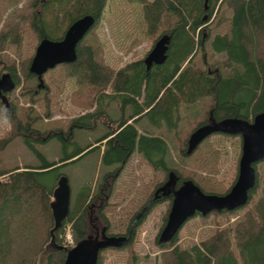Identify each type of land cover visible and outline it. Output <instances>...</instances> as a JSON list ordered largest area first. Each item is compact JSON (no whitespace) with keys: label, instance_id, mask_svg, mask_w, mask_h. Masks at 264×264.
<instances>
[{"label":"trees","instance_id":"obj_1","mask_svg":"<svg viewBox=\"0 0 264 264\" xmlns=\"http://www.w3.org/2000/svg\"><path fill=\"white\" fill-rule=\"evenodd\" d=\"M105 1L33 0L31 5H39L40 10H32L25 17L38 41L41 38L57 40L67 25L82 15H91L95 19L94 25ZM129 1L140 4L147 34L157 32V37L162 33L169 34L166 59L159 65H152L149 70H145L141 59L112 69L96 60L93 47L84 43L83 38L76 44L74 61L61 64L66 76L72 77L76 83L97 87L99 97L112 99L119 96L122 103L120 109L127 103L130 111L127 115L121 112L115 121L109 120V123L114 124H108L107 130L95 143L76 146L63 154L58 162L47 161L37 152L41 159L37 166L0 169V264H38V257L46 250L45 264L63 263L65 251L56 249L49 242V229L52 227L49 202L55 182L61 174L57 169L93 150L96 143L105 140L99 160L101 166L108 169L101 174L92 192L90 186L85 185L70 200L65 219L53 231V240L57 244H60L58 235L65 223L70 225L73 245L85 237L98 234L101 227L104 234H115L108 231V220L102 209L107 204L113 181L134 151L165 173L172 170L177 175V186L184 179L195 183L190 177L182 178L174 169L165 166L168 148L164 139L135 125L143 116L152 118L154 115L156 124L162 126L163 123L169 130L175 127L177 111L182 105L192 104L203 97H209L211 103L205 120L196 126L226 117L249 121L255 114L264 111V0ZM215 7L227 9L230 15L227 32L211 35L209 19ZM46 15H50V18L47 19ZM164 21L167 25L159 30ZM18 29L17 20L6 22L0 28V51L4 44L19 41ZM206 42L213 52L225 55L220 66L217 64L218 67L214 69L202 57V67L194 65L196 50L203 53ZM29 60L30 57L20 64L23 79L32 75L27 70ZM4 69L17 85L18 76L15 75L13 62L5 65ZM44 87L43 83V87L37 90ZM106 88L110 92H105ZM29 98L32 99V94H29ZM7 102L9 105L10 101ZM9 108L5 109L0 102L1 113L10 122L8 136L0 140V149L15 136H21L32 150L31 140L44 142L57 137L63 144L73 143L72 130L94 128L100 113H103L94 108L71 118L64 131L51 128L42 132L32 127L35 119L29 113L24 115L22 121L12 112L13 108ZM184 143L186 147V140ZM78 154L76 159L70 160ZM184 155H187L185 150ZM196 185L205 193L223 194L229 189L217 193ZM248 195V201L242 206L244 211L232 225L216 229L188 248L171 244L176 235L165 243L158 242L156 235L157 244L165 248L160 252L159 264H264V181H260L256 169L255 183ZM150 197L151 194L148 199ZM169 198L154 199L140 217L134 220L136 214L132 216L129 221L132 231L129 242L134 227L141 222L150 207L163 199L170 202ZM148 199L138 211L147 204ZM229 212L219 210L210 213ZM101 223L104 225L99 227ZM64 247L68 249L71 246ZM96 264H99V254Z\"/></svg>","mask_w":264,"mask_h":264},{"label":"rangeland","instance_id":"obj_2","mask_svg":"<svg viewBox=\"0 0 264 264\" xmlns=\"http://www.w3.org/2000/svg\"><path fill=\"white\" fill-rule=\"evenodd\" d=\"M32 1L0 0V28L6 22L14 20H17L19 27V41L15 44H4L0 51V74L7 72L4 69L5 65L13 62L15 75L18 76L17 85L6 93L7 101H10L9 106L13 108L12 112L22 121L24 115L29 113L30 117L35 119L32 127L42 132L51 128H61L64 131L69 126L71 118L94 108L95 111L102 110L103 113H100L94 128L73 129L71 136L73 143L63 144L57 137H51L44 142L31 140L34 148L32 150L24 143L21 136L13 137L0 149L2 170L15 166L21 168L39 165L41 159L37 156V152L47 161L58 162L63 154L70 152L76 146L82 147L88 142L95 143L94 141L107 130L108 124H114V122L109 123V120L115 121L121 112L127 115L130 111L127 103L120 109L122 103L119 96L112 99L99 97L97 87L76 83L72 77L66 76L61 64L42 74L44 89L37 90L34 75L26 79L22 78L20 64L26 58H31L38 42L29 27L28 18L25 17L32 10H40L39 5H31ZM21 13L23 16H17ZM229 15L227 9H216V7L213 9L209 19L211 35L227 32ZM45 17L49 19L50 15ZM217 20L218 24H216ZM166 25L164 21L159 30ZM144 26L139 3L129 0H106L99 19L84 34L83 42L93 47L97 61L117 69L127 62L142 59L150 49L158 33L147 34ZM201 57L209 63L211 69L218 67L225 59L224 53L213 52L208 42L204 44L203 53L196 50L194 58L196 67H202ZM104 91L110 92V89L106 88ZM29 94H32L31 100ZM210 103L209 97H203L192 104L182 105L177 111L175 127L169 130L163 123L162 126L157 125L154 115L152 118L143 116L135 125L164 139L168 148L165 166L174 169L182 178L190 177L207 191L220 193L229 188L235 179L240 154V137L214 133L204 138L191 153L184 155V142L191 130L205 120ZM9 129L10 122L0 110V140L8 136ZM96 145L93 150L82 154L72 162L64 163L57 169V172L67 178L70 200L85 185H89L92 192L101 174L108 169L101 166L99 160L103 141ZM152 164L134 151L116 176L107 204L102 209L108 220L109 232L124 233L130 219L148 199L153 188L164 181L165 171ZM255 169L260 181H264V160L255 163ZM168 208L167 199L153 204L141 222L134 227L131 241L120 248L101 250L99 264H159L160 252L165 248L157 244L156 235L164 224ZM243 211L242 207L229 213H210L204 217L194 215L180 226L175 241L171 244L180 248L197 244L216 229L232 225ZM98 225L101 227L104 224ZM68 229L71 234L69 223H65L58 235L61 245H73L72 236L70 243L65 241ZM46 251L38 257V264H45ZM234 253L236 254V250Z\"/></svg>","mask_w":264,"mask_h":264},{"label":"water","instance_id":"obj_3","mask_svg":"<svg viewBox=\"0 0 264 264\" xmlns=\"http://www.w3.org/2000/svg\"><path fill=\"white\" fill-rule=\"evenodd\" d=\"M94 20L91 15H82L67 25L59 39L41 38L37 42L27 66L28 72L34 75L37 81L36 88L43 87L42 74L46 70L57 64L74 61L76 44L91 28ZM169 38L167 33L156 37L150 49L141 59L145 70H149L152 65L164 62ZM14 85L8 72L0 74V102L3 103L5 109L9 108L5 94L10 92ZM216 132L240 137V154L233 183L223 194L205 193L189 179L182 180L175 187L177 175L169 170L166 180L155 189L152 198L135 216V219L140 217L152 200L159 197H171L164 224L157 235L158 242L170 241L184 221L196 214L204 216L211 211H232L242 207L248 201V191L255 183L254 165L264 159V111L255 114L249 121L226 117L216 122L211 121L196 126L186 138V153H191L205 137ZM80 154L70 160L76 159ZM69 203L70 189L67 178L59 174L49 202L52 218L49 242L56 249L65 251L62 264H96L101 250L120 248L129 242L131 228L128 229L126 235H104L102 228L98 234L93 237H85L68 249L55 243L53 231L61 226L68 213Z\"/></svg>","mask_w":264,"mask_h":264},{"label":"flooded vegetation","instance_id":"obj_4","mask_svg":"<svg viewBox=\"0 0 264 264\" xmlns=\"http://www.w3.org/2000/svg\"><path fill=\"white\" fill-rule=\"evenodd\" d=\"M203 124H204V123H203ZM216 133H217V132H216ZM211 134H214V133H211ZM211 134H209V135H211ZM209 135H208V136H209ZM205 138H206V137H205ZM167 172H168V171H166V173H165V177H164L165 179H164V181H165L166 178H167ZM164 181H163V182H164ZM163 182H161V184H162ZM176 183H177V181H176ZM176 183H175V187H177ZM157 187H158V186H156V187L153 188L152 193H151V197L148 199V201L152 198V196H153V194H154V191H155V189H156ZM169 197H170V196H169ZM170 198H171V197H170ZM170 198H169V199H170ZM148 201H147V202H148ZM152 201H153V200H152ZM141 209H142V208H141ZM138 212H139V211H138ZM138 212H137V213H138ZM137 213H136V215H137ZM136 215H135V216H136ZM134 220H136L135 217H134ZM129 228H131L130 225H128V227L126 228V231H125L124 233H115V234H109V235H126V233H127V231H128ZM100 230H101V229H100ZM100 230H99V232H100ZM131 232H132V231H131ZM104 235H106V234H104ZM157 235H158V233H157Z\"/></svg>","mask_w":264,"mask_h":264},{"label":"built area","instance_id":"obj_5","mask_svg":"<svg viewBox=\"0 0 264 264\" xmlns=\"http://www.w3.org/2000/svg\"><path fill=\"white\" fill-rule=\"evenodd\" d=\"M65 241L70 243L71 242V234L69 233V229L67 230L65 234Z\"/></svg>","mask_w":264,"mask_h":264}]
</instances>
